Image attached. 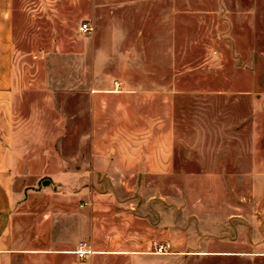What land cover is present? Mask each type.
<instances>
[{"label":"rangeland","instance_id":"374dc122","mask_svg":"<svg viewBox=\"0 0 264 264\" xmlns=\"http://www.w3.org/2000/svg\"><path fill=\"white\" fill-rule=\"evenodd\" d=\"M10 10L14 125L34 145L20 153L53 169L46 183L83 158L91 173L94 90L120 82L160 95L140 107V125L176 122L170 173L85 182L105 209L93 251L70 264H264V0H13ZM114 195L132 197L134 213L109 214Z\"/></svg>","mask_w":264,"mask_h":264},{"label":"crops","instance_id":"0c3cea01","mask_svg":"<svg viewBox=\"0 0 264 264\" xmlns=\"http://www.w3.org/2000/svg\"><path fill=\"white\" fill-rule=\"evenodd\" d=\"M12 6L13 0H0V264L76 263L73 254L80 242L86 241L93 249L88 238L100 230V210L106 199L96 187L90 189L85 182L124 180L130 183L140 181V173H170L176 159V122L169 116L168 119L157 118L152 127V122L149 123L150 128L140 125V107L146 102L151 105L153 99L162 98L160 95L126 92L121 84H115L113 89L94 90L92 132L88 136L92 155L90 161L87 160V164L92 163L91 173L83 158L78 160L75 171L58 174L60 180L76 182L73 195L67 189H60L55 183L58 178L52 176L46 183L43 176L52 175L53 169L37 170V165L20 153L23 148L32 149L34 145L20 142L14 125L16 117L12 106L17 98V75ZM102 97L106 99L107 108L102 105ZM82 140V144L85 143V137ZM44 149L52 150V147L46 145ZM48 164L52 166L50 160ZM41 180L42 187L32 185ZM31 196H43V204L33 205ZM81 198L90 203L78 207ZM132 201L131 197L120 203L114 195L109 214L116 215L115 205L123 204V213L129 217L134 213Z\"/></svg>","mask_w":264,"mask_h":264},{"label":"built area","instance_id":"2783aa9c","mask_svg":"<svg viewBox=\"0 0 264 264\" xmlns=\"http://www.w3.org/2000/svg\"><path fill=\"white\" fill-rule=\"evenodd\" d=\"M81 29L82 30H88L89 29L88 23H84L81 26ZM115 84L119 86L121 83L116 82ZM91 252H92V250L90 248V245L86 241L80 242L79 245L77 246L76 250H75V254L81 259L86 258L89 254H91Z\"/></svg>","mask_w":264,"mask_h":264}]
</instances>
